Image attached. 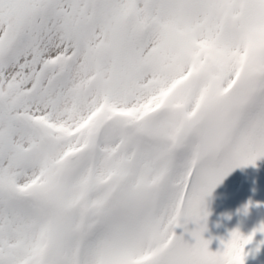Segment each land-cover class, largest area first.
I'll use <instances>...</instances> for the list:
<instances>
[{
    "label": "snow or ice",
    "instance_id": "snow-or-ice-1",
    "mask_svg": "<svg viewBox=\"0 0 264 264\" xmlns=\"http://www.w3.org/2000/svg\"><path fill=\"white\" fill-rule=\"evenodd\" d=\"M261 156L264 0H0V264H244L204 201Z\"/></svg>",
    "mask_w": 264,
    "mask_h": 264
},
{
    "label": "rangeland",
    "instance_id": "rangeland-1",
    "mask_svg": "<svg viewBox=\"0 0 264 264\" xmlns=\"http://www.w3.org/2000/svg\"><path fill=\"white\" fill-rule=\"evenodd\" d=\"M245 203L248 204L246 211L243 210ZM204 204L208 215L201 237L209 240V251H216L233 228L247 235L259 225V213L264 207V156L255 161V166L233 168L205 197ZM194 226L189 221L184 229L177 225L173 232L192 243L188 233ZM261 240L259 231L253 233L252 240L245 245L244 264H264V247L258 244Z\"/></svg>",
    "mask_w": 264,
    "mask_h": 264
},
{
    "label": "water",
    "instance_id": "water-1",
    "mask_svg": "<svg viewBox=\"0 0 264 264\" xmlns=\"http://www.w3.org/2000/svg\"><path fill=\"white\" fill-rule=\"evenodd\" d=\"M262 222H264V212H263ZM263 240H264V233H263Z\"/></svg>",
    "mask_w": 264,
    "mask_h": 264
}]
</instances>
